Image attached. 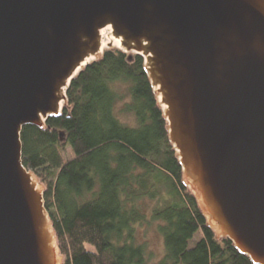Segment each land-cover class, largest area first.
Listing matches in <instances>:
<instances>
[{
	"label": "water",
	"instance_id": "obj_1",
	"mask_svg": "<svg viewBox=\"0 0 264 264\" xmlns=\"http://www.w3.org/2000/svg\"><path fill=\"white\" fill-rule=\"evenodd\" d=\"M112 49L143 58L209 228L264 264V0H0V264H62L21 133Z\"/></svg>",
	"mask_w": 264,
	"mask_h": 264
},
{
	"label": "trees",
	"instance_id": "obj_2",
	"mask_svg": "<svg viewBox=\"0 0 264 264\" xmlns=\"http://www.w3.org/2000/svg\"><path fill=\"white\" fill-rule=\"evenodd\" d=\"M143 64L105 50L72 80L59 117L23 127V164L44 185L62 264H254L216 237L183 185ZM153 222L165 248L156 263L138 237Z\"/></svg>",
	"mask_w": 264,
	"mask_h": 264
},
{
	"label": "rangeland",
	"instance_id": "obj_3",
	"mask_svg": "<svg viewBox=\"0 0 264 264\" xmlns=\"http://www.w3.org/2000/svg\"><path fill=\"white\" fill-rule=\"evenodd\" d=\"M119 117L122 122L127 124H134V119L131 115L127 113H119ZM157 222H153L151 224L143 223L138 226V237L139 239H146L149 242V247L152 255L150 256V261L152 263H156L164 254V241L163 236L159 233L157 229ZM198 237V234L196 238ZM91 248V247H89Z\"/></svg>",
	"mask_w": 264,
	"mask_h": 264
}]
</instances>
